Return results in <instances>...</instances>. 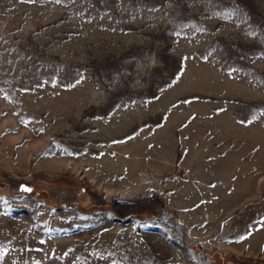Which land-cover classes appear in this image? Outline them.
Listing matches in <instances>:
<instances>
[{"label": "rangeland", "instance_id": "1", "mask_svg": "<svg viewBox=\"0 0 264 264\" xmlns=\"http://www.w3.org/2000/svg\"><path fill=\"white\" fill-rule=\"evenodd\" d=\"M0 264H264V0H0Z\"/></svg>", "mask_w": 264, "mask_h": 264}, {"label": "snow or ice", "instance_id": "2", "mask_svg": "<svg viewBox=\"0 0 264 264\" xmlns=\"http://www.w3.org/2000/svg\"><path fill=\"white\" fill-rule=\"evenodd\" d=\"M29 2H32V0H29ZM57 2L59 3L60 0H57ZM236 11H239V7H237ZM26 191H30V189H25ZM241 239H245V237H241Z\"/></svg>", "mask_w": 264, "mask_h": 264}]
</instances>
